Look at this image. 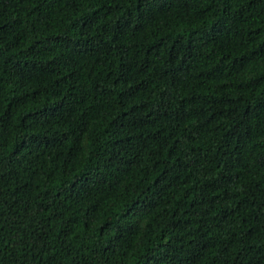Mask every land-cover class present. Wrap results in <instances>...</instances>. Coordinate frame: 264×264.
Here are the masks:
<instances>
[{"label":"trees","instance_id":"1","mask_svg":"<svg viewBox=\"0 0 264 264\" xmlns=\"http://www.w3.org/2000/svg\"><path fill=\"white\" fill-rule=\"evenodd\" d=\"M0 264H264V0H0Z\"/></svg>","mask_w":264,"mask_h":264}]
</instances>
